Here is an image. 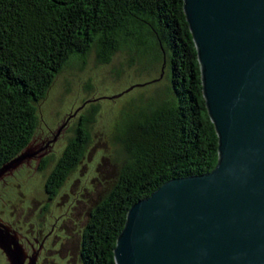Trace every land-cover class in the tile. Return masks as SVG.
I'll return each instance as SVG.
<instances>
[{"label": "water", "instance_id": "95a60500", "mask_svg": "<svg viewBox=\"0 0 264 264\" xmlns=\"http://www.w3.org/2000/svg\"><path fill=\"white\" fill-rule=\"evenodd\" d=\"M183 8L218 135V163L209 173L171 179L135 203L117 237L114 261L264 264V0H183ZM126 59L119 52L101 64L91 54L85 64L66 68L40 108L41 120L56 136L51 133L52 141L35 146L34 141L0 169V217L31 241L57 227L41 264H81L78 237L89 208L111 179L112 166L105 158L117 148L112 131L135 102L167 83L165 77L154 84L159 73L137 64L128 67ZM93 98L99 99L98 112L86 157L50 201L45 190L50 169L38 170L39 161L47 154L60 157L73 136L78 108ZM90 109L88 104L81 113ZM67 115V121L75 119L61 131ZM59 134L63 137L56 139ZM32 159L37 160L35 172L22 186L12 173L24 163L31 167ZM48 217H55L56 224L49 226ZM1 226L0 248L11 264H24L15 238ZM4 259L8 264L4 255L2 264Z\"/></svg>", "mask_w": 264, "mask_h": 264}, {"label": "trees", "instance_id": "16d2710c", "mask_svg": "<svg viewBox=\"0 0 264 264\" xmlns=\"http://www.w3.org/2000/svg\"><path fill=\"white\" fill-rule=\"evenodd\" d=\"M119 52L128 67L159 73L154 84L165 77L167 83L135 102L112 131L117 148L105 158L111 179L86 217L84 249H97L91 260L100 264H115L117 237L135 203L171 179L209 173L218 163V135L183 0H0V169L39 137L50 139L51 129L39 135L40 108L66 68L91 54L108 64ZM98 100L78 108L60 157L39 161L38 170L50 169L49 200L86 157ZM88 104L92 109L81 113Z\"/></svg>", "mask_w": 264, "mask_h": 264}, {"label": "flooded vegetation", "instance_id": "af4514ba", "mask_svg": "<svg viewBox=\"0 0 264 264\" xmlns=\"http://www.w3.org/2000/svg\"><path fill=\"white\" fill-rule=\"evenodd\" d=\"M0 224L2 225L1 227L4 230L6 228L9 230L10 236H13L15 238L14 240L17 243L19 251L22 252V256L23 254L25 255L24 264H31V263L41 264L39 259L41 258L43 253L44 252L46 253V251L48 250V246H49V245L47 246V244H49L48 237L47 238L46 236L34 237V241H31L28 236L24 235L21 231H17L16 228L11 223H9V221L4 220L2 217H0ZM87 226H88V221L85 222V225L81 229V233L78 237V244L80 248L79 257H80L81 264H100V263H97L98 261L97 257H96L97 260L94 258L95 262L91 260V252L96 253L97 249H95L94 251L90 247H88L89 249L88 248L84 249V246L87 245V243L88 245H90V239L88 238L89 233H87L88 232ZM0 255L2 259L4 255L6 257L8 264H11L6 253L4 252L2 248H0ZM95 255L97 256V254ZM1 257H0V264H2ZM3 261L6 264L5 259ZM104 264H105V261H104Z\"/></svg>", "mask_w": 264, "mask_h": 264}, {"label": "rangeland", "instance_id": "374dc122", "mask_svg": "<svg viewBox=\"0 0 264 264\" xmlns=\"http://www.w3.org/2000/svg\"><path fill=\"white\" fill-rule=\"evenodd\" d=\"M70 116L69 115H67V117H66V119L64 120V124L66 123V125L61 129V131H63L65 128H67L68 127V125H69V123L70 122H73V120L75 119V117H72V118H70L68 121H67V119L69 118ZM61 125V123H58V126H60ZM46 132V131H49V129L47 128V126L45 125V123L41 120V129H39V135H40V132ZM52 131V133L54 134V132H53V130H51ZM54 136H56V133L54 134ZM51 137H53V135H51ZM50 137V139H49V137H48V139L47 140H50V141H52L54 138H51ZM60 137H63V134H59L57 137H56V139H58V138H60ZM43 140H38L37 139V141H35V143L33 144V146H35V145H37V143H39V142H42ZM53 143L54 142H52V143H49L48 144V146H50V147H52L53 146ZM36 163H37V160H31V163H30V166L31 167H29V166H27V164H23V166L22 167H20L18 170H15L13 173H12V176H14V178H15V180L17 181V182H19L22 186H25L26 185V182H27V180H28V178L29 177H32L33 176V174H34V172H35V168H36ZM3 185H4V180H1L0 181V196L3 194V192H2V188H3ZM47 224L49 225V226H53V225H55L56 224V219H55V217H48V220H47ZM56 230H57V227H55V226H53V231L51 232V234H49L47 237H48V243L49 244H47V246H48V249H49V247H50V243L52 242V239H53V236H54V234L56 233ZM46 237V238H47ZM50 237V238H49ZM34 241V240H33Z\"/></svg>", "mask_w": 264, "mask_h": 264}]
</instances>
